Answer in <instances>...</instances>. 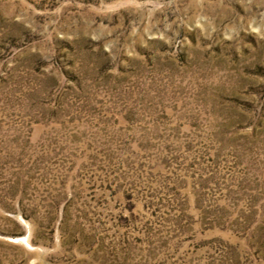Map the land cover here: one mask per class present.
I'll list each match as a JSON object with an SVG mask.
<instances>
[{"label": "rangeland", "instance_id": "374dc122", "mask_svg": "<svg viewBox=\"0 0 264 264\" xmlns=\"http://www.w3.org/2000/svg\"><path fill=\"white\" fill-rule=\"evenodd\" d=\"M0 264H264V0H0Z\"/></svg>", "mask_w": 264, "mask_h": 264}]
</instances>
